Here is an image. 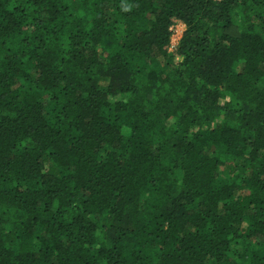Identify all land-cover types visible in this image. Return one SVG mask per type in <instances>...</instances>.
<instances>
[{"label": "trees", "instance_id": "1", "mask_svg": "<svg viewBox=\"0 0 264 264\" xmlns=\"http://www.w3.org/2000/svg\"><path fill=\"white\" fill-rule=\"evenodd\" d=\"M0 264H264V0H0Z\"/></svg>", "mask_w": 264, "mask_h": 264}, {"label": "rangeland", "instance_id": "2", "mask_svg": "<svg viewBox=\"0 0 264 264\" xmlns=\"http://www.w3.org/2000/svg\"><path fill=\"white\" fill-rule=\"evenodd\" d=\"M185 29V26L180 23L179 21H174L173 24L170 26V46L168 47L169 51H174L175 47L178 43V40L180 39L183 31ZM180 57H176V60H180Z\"/></svg>", "mask_w": 264, "mask_h": 264}, {"label": "built area", "instance_id": "3", "mask_svg": "<svg viewBox=\"0 0 264 264\" xmlns=\"http://www.w3.org/2000/svg\"><path fill=\"white\" fill-rule=\"evenodd\" d=\"M216 1H219V0H216Z\"/></svg>", "mask_w": 264, "mask_h": 264}]
</instances>
